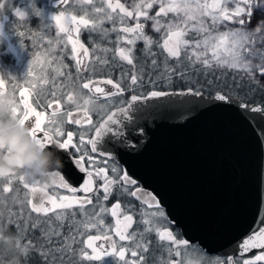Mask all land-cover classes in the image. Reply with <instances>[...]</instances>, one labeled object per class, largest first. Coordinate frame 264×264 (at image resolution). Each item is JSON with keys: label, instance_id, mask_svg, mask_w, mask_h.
<instances>
[{"label": "snow or ice", "instance_id": "obj_1", "mask_svg": "<svg viewBox=\"0 0 264 264\" xmlns=\"http://www.w3.org/2000/svg\"><path fill=\"white\" fill-rule=\"evenodd\" d=\"M72 4L73 0H58V6L67 8ZM80 6L85 9L82 14L75 10H62L49 18L54 22L55 39L49 38L45 52H38L33 57L32 64L39 63L42 74L35 75L30 64L28 76L33 79L27 82V86L13 85L18 91L19 99L15 91H7V85L0 79V93L13 97V107L8 118L26 127L29 135L41 147L49 148L54 145L58 149H76L79 152L81 145L85 148L91 146L90 152L81 154L75 160L81 172L87 169L86 160L92 164V170H87V178L83 179L79 188L71 187L62 175L51 193L48 186L39 187V182L35 180L29 183L23 175H12L3 184L2 192L5 194L12 191L11 185L16 180L28 193H43L39 204L33 198L26 200L30 207L28 219L25 221L21 214V219L15 221L16 246L23 247V254L27 259L29 250L35 246L27 239L26 234L29 230L39 229L43 264H70L77 254L81 261L100 260L99 249H103L104 245H98L97 242L101 240L109 242L110 251L106 254L118 256L123 264H147L146 254L154 251L151 239L154 236L160 252L159 256L153 257L155 264H205V260L201 258L202 253L206 254L203 246L186 237L180 238L184 233L179 230V223L166 213L157 195L145 190L138 178L133 177L126 168L121 169L119 165L108 168L107 163L104 167H98L92 154L98 152V146L105 137L114 141L107 152H99L108 162L114 159L111 154L113 152L138 153L147 135V116L143 110L134 107L140 100L171 94L200 97L199 102H181L188 106L181 116L188 119L194 118L198 111H207V107L203 105L208 103L215 107L235 105L233 90L225 91L223 87L208 92L210 101H203V91L192 87L179 93L151 90L142 95L132 94L131 103L122 102L119 107L115 106L114 98L123 96L126 91L134 92L143 83L145 75H148L149 82L153 84L156 82L151 79L153 75L157 81L170 84L174 77L190 78L191 72H203L207 75L214 70H221L237 73L242 80L247 78L259 83V79H264V17L257 22L255 28H250L249 25L254 10H264V0H132L131 4L128 0H99V6L97 0H81ZM14 15L23 20L29 15L40 17L41 13L30 3L27 11L14 9ZM149 22L152 32L158 34L159 39L148 35ZM106 24L110 27H105ZM84 31L98 33L102 39H108L110 33H115V41L109 42L115 43V56L131 66V73H122L119 80L91 77L80 80L81 74L88 72L89 65L93 66V71L96 63L107 65L106 54L112 51L97 44L90 53L89 48L81 41ZM18 35L24 36L25 33L20 32ZM138 42L144 45L141 49L144 63L141 64L136 63L135 56ZM69 45L75 77L71 71H64L68 65L63 63V58ZM97 50L105 53V58L95 56L93 59ZM57 64L59 67H53ZM49 70L54 73L51 77ZM65 76L69 80L75 79L80 89L86 90L87 96L97 101L103 98L115 110L108 109L106 104L105 115L98 124L94 122L92 113L87 111L70 110L65 113L63 105L70 99V94L67 93L63 102L57 95V90L63 83L57 81ZM125 81L128 82L127 88L124 87ZM211 83L208 82L209 88ZM49 84L50 99L46 98L43 104L38 97L33 99L38 85L41 91H47L46 86ZM106 85L111 88H106ZM237 106L245 111L264 113V105L249 108L247 104L241 103ZM41 108L44 110H40ZM60 116L66 117L67 124L87 126V130L80 134L79 144L74 143L71 131L64 132L57 120ZM61 188L73 195H58V189ZM76 193L84 195L77 196ZM114 195L117 199L108 207L106 202ZM125 195L130 198L127 205L120 199ZM131 201L139 203L138 212ZM31 213L42 214L44 217L51 214L60 223L53 224L50 219L33 222ZM77 214L81 217L79 220L76 219ZM108 216L112 218L111 224L107 222ZM69 218L71 222L67 225L66 235L61 229L65 226L63 222ZM8 223H14L11 215ZM137 224L142 225V229H135ZM93 230L98 234H92ZM3 232L4 227L0 225V234ZM77 236L82 239L77 240ZM113 236L121 242H130L129 247L117 248ZM25 240L27 242L22 245ZM80 245L83 247L80 248ZM88 250H91V254ZM129 250L132 260L126 258ZM238 251V257L234 251L227 260L209 259L207 264H264V219H260L259 226L250 229L239 244ZM249 253L255 254L249 256Z\"/></svg>", "mask_w": 264, "mask_h": 264}, {"label": "water", "instance_id": "obj_2", "mask_svg": "<svg viewBox=\"0 0 264 264\" xmlns=\"http://www.w3.org/2000/svg\"><path fill=\"white\" fill-rule=\"evenodd\" d=\"M235 98L232 106L203 105L208 110L192 119L181 116L188 107L181 102L200 97L140 100L134 107L147 116L142 146L137 154L111 153L157 195L184 237L215 252L238 250L264 219V113L245 111L237 105H259ZM113 143L105 137L98 153Z\"/></svg>", "mask_w": 264, "mask_h": 264}, {"label": "flooded vegetation", "instance_id": "obj_3", "mask_svg": "<svg viewBox=\"0 0 264 264\" xmlns=\"http://www.w3.org/2000/svg\"><path fill=\"white\" fill-rule=\"evenodd\" d=\"M132 0H128V3L131 4ZM34 4L35 7L40 11L41 16H32L29 15L25 19L21 20L20 18L14 15V9H21V10H28L29 5ZM81 0H73V4L69 5L67 8L65 6L60 5L58 6V0H11V5L8 6L6 4L5 13L0 15V79H3L5 84L7 85V91L9 93L15 91L17 99H19L18 91L13 88V85H21L27 86V82L32 80L33 77L28 76L29 65L32 64L33 57L36 53L43 54L47 47V40L49 38L55 39V26L54 22L49 20L51 15L57 14L59 11L66 10V11H73L75 10L77 13L82 14L85 10L83 7L80 6ZM97 6H99V0H97ZM105 27H110V25H105ZM24 32V36L18 35V33ZM148 35L153 36L154 39H159L158 34L152 32L151 30V22L148 24L147 28ZM43 37V39H41ZM116 34L110 33L108 39H102L98 33H89L84 31L81 35V41L85 44V47L89 48L90 53L95 45H100L101 47H107L112 49L106 54V59L108 60L107 65H103L100 63H96L94 66L89 65V70L87 73H83L80 76V80H84L86 78H94V79H101V78H113L114 80H119L121 78L122 73H131L132 68L131 66L127 65L126 62H121L118 56H115V43H110L109 41H115ZM144 45L142 42H138L136 45L135 56L137 57L136 63L141 64L144 63V57L142 56L141 49H143ZM154 50H156L154 48ZM60 48H57V53H59ZM71 56V46H68L67 53L64 55L63 63L68 65V68L64 69L67 73L69 71L72 72L73 77H75V68L73 67L74 62L70 59ZM95 56H100L105 58V53L100 52L97 50L93 55V59ZM87 62V61H86ZM53 67H59V65H53ZM32 71L35 75H41V67L39 63L32 64ZM54 73L49 70V76H53ZM153 81H156L155 84L149 82L148 75H145L143 83L138 85L135 88V91H126L123 96H117L114 98L115 106L119 107L122 102L131 103L130 96L132 94L142 95L146 94L148 91L151 90H160L166 92H179L182 90H186L191 83H193V72L190 73V78L188 79H180L179 77H174L172 82L169 84L164 81H157L155 75L151 77ZM63 82L61 88L57 90V95L64 101V97L67 95L68 91L72 88H78L79 83L73 79L69 80L67 77L59 78L57 83ZM106 88H111L110 85H106ZM124 87H128V82H124ZM47 91H41L40 86L38 85L36 88V95L33 96V99L37 97L40 99L41 103L46 102V98L50 99L49 92L51 91V85L46 86ZM81 90V89H80ZM87 95L86 90H81ZM100 107L94 113H92L93 120L96 124L101 121V118L105 115L106 108L105 105L107 104V108L114 110L111 104H108L103 98L98 100ZM64 112L67 111H75V109L68 103H64ZM40 110H44L41 108ZM50 111V110H49ZM58 123L63 126V130L65 133L71 131L74 134V143L79 144V137L82 132L87 130V126L84 127L77 126L75 124H67L66 117L60 116L57 118ZM50 127H54L51 126ZM94 132L91 134L93 135ZM66 138V136L64 137ZM87 138V137H86ZM90 145L85 148V146H80V151L78 152L76 149H58L54 145L49 147V150L55 152L57 156L60 158L62 162V168L59 170L61 175L65 177V182L69 183L71 187L79 188L83 184V179L87 178L86 173L87 170H92V164L89 163L87 160L85 163L87 164V169L85 172H81L79 168L75 164V160L79 158L81 154H85L90 152ZM92 158L95 160L96 165L98 167H104L105 163H107L108 168H112L116 165H119L121 169H125L123 164L118 163L115 159H112L111 162L105 160L103 156H100L99 153H93ZM38 181L39 187H43L44 185L38 180L33 179L29 180V183L33 181ZM6 182H0V225L4 227V234H12L13 236L16 233V226L15 221L11 225L8 223L10 215L16 212H22L23 207L18 205L19 196L23 200H27L29 198H33L36 203L39 204L43 193H28L25 189H23L21 183L16 180L11 185L12 191L8 194L2 192V186ZM143 187V186H142ZM147 191H151L143 187ZM49 193L54 191V185L48 187ZM152 192V191H151ZM154 194V193H153ZM58 195H67L71 197L73 194L67 192L65 189H58ZM77 196H83V193H76ZM158 198V197H157ZM15 199H17L15 201ZM117 199V196L114 195L112 198L106 202L107 206L110 207L111 204ZM120 199L123 201L125 205H127L130 201L128 196H122ZM135 204L137 212L140 209V205L136 201H131ZM163 207V205H162ZM164 208V207H163ZM165 209V208H164ZM31 217L33 222L39 220L41 222L48 221L49 219L53 224H59L60 222L55 220V217H44L42 214L31 213ZM81 217L77 214L76 219L79 220ZM6 219V220H5ZM107 222L109 224L112 223V218L108 216ZM139 219V217H137ZM71 222L70 218L66 219L64 223L63 231L66 235L68 234V227L67 225ZM47 227V224L43 225ZM135 229H142V225H135ZM180 230V229H179ZM178 230V231H179ZM92 234H98L95 230L92 231ZM27 239L31 240L34 244V248H31L28 253L27 259H25L24 254L19 257V262H23L24 260L28 262V264H43V258L40 255V247L39 245L42 244L40 239L41 231L39 229L36 230H29L27 232ZM180 238H185L181 236ZM82 239V237L77 236V240ZM113 239L116 242L117 248L120 246H124L126 248L129 247L130 242H121L118 238L113 236ZM152 249L154 251L149 252L146 254L148 256L147 264H155L153 259L154 256H159L160 252L157 248V241L156 238L153 236L152 238ZM192 242H197L190 240ZM27 240L22 241V245L26 243ZM108 243L104 240L98 241V245H104L103 249H99L101 254L100 260L95 261H81L79 255L77 254L75 259L70 262V264H123L122 261L119 260L118 256L115 255H108L107 252L110 251L108 248ZM201 245V244H200ZM80 248L83 246L80 245ZM203 250L206 254L202 253L201 258L205 260V264L209 259H224L227 260L229 257L233 255V252H236L237 257L239 256L238 250L232 251H224V252H215L209 251L203 246ZM79 248L77 249V252ZM91 254V250H88ZM129 250L126 253V258L132 260ZM255 253H249V256L254 255ZM194 255V254H193ZM10 260V255L6 253L2 247H0V264H8Z\"/></svg>", "mask_w": 264, "mask_h": 264}, {"label": "clouds", "instance_id": "obj_4", "mask_svg": "<svg viewBox=\"0 0 264 264\" xmlns=\"http://www.w3.org/2000/svg\"><path fill=\"white\" fill-rule=\"evenodd\" d=\"M11 0H0V15L5 13ZM66 103L75 110L94 113L99 102L85 95L80 89L68 91ZM13 97L0 93V182H6L12 175H23L26 181L38 179L48 187L55 185L61 175L62 162L57 154L41 145L29 135L26 127L8 118L13 107ZM0 247L10 255L8 264H19L23 247H17L12 234H0Z\"/></svg>", "mask_w": 264, "mask_h": 264}, {"label": "trees", "instance_id": "obj_5", "mask_svg": "<svg viewBox=\"0 0 264 264\" xmlns=\"http://www.w3.org/2000/svg\"><path fill=\"white\" fill-rule=\"evenodd\" d=\"M262 17H264V10L261 15H253L251 24L254 26ZM194 81L189 85L192 88L200 89L203 93L208 94L209 91H215L217 88L223 87L225 91L232 89L233 95L248 102H253L259 106L264 105V79H259V83L249 81L247 78L243 80L236 77L232 72H210L205 75L203 72H193ZM211 81V88L208 82ZM195 84V85H194ZM20 264H28L27 260L20 262Z\"/></svg>", "mask_w": 264, "mask_h": 264}, {"label": "rangeland", "instance_id": "obj_6", "mask_svg": "<svg viewBox=\"0 0 264 264\" xmlns=\"http://www.w3.org/2000/svg\"><path fill=\"white\" fill-rule=\"evenodd\" d=\"M262 12H263V10H261V9H255L253 15H256V14L261 15ZM256 24H257V22H256ZM256 24H255L254 26H251V27L249 26V27H250V28H255ZM214 71H216V72H222L221 70H214ZM225 72H226V71H225ZM232 73H234V72H232ZM234 75H235L236 77H240V75L237 74V73H234ZM194 85H195V84H194ZM16 200H17V199H15V201H16ZM18 205L21 206V207H23V210H22V212H16V213H14V214L12 215L11 219H12L13 221H19V220L21 219V214H22L23 219L26 221V220L28 219V217H29V214H30V207L27 205L26 200L21 199L20 196H19V199H18ZM5 220H6V219H5ZM19 264H20V262H19Z\"/></svg>", "mask_w": 264, "mask_h": 264}]
</instances>
